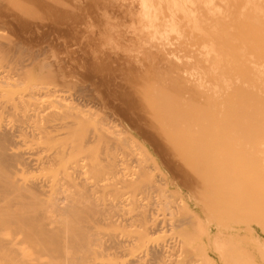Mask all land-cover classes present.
Instances as JSON below:
<instances>
[{
  "label": "rangeland",
  "instance_id": "374dc122",
  "mask_svg": "<svg viewBox=\"0 0 264 264\" xmlns=\"http://www.w3.org/2000/svg\"><path fill=\"white\" fill-rule=\"evenodd\" d=\"M57 1L22 0L21 2L19 0V3H22L19 4L16 0H0V4L6 2L5 5L3 3L1 6L2 11L0 13V43H3L0 46V50L2 49L0 51V79L5 76L12 77L11 81H9L10 79L6 80V86L5 79L8 78L5 77L2 80L4 84L0 82V121L7 124L11 123L10 125L19 124L23 126V131L17 138L18 149L34 153L37 148L38 151L33 154L32 158L42 159L47 154L60 152L57 165L48 168V170H42L41 167L33 168L34 170L29 168V170L28 167L25 169L22 166H18V169H11L9 174H12L8 181L14 182L12 186L15 188L10 190L12 192L6 191L8 195H0V197L2 196L0 198V264H130L143 255V250L145 252L152 245L168 242H175V248L170 249V254L168 253L166 257L155 264H264V199L257 201L253 198L254 193L253 197L245 196L248 195V191L245 189L254 191L258 187L264 191V184L255 183L258 180V175L253 168L254 162L248 161L246 163L244 161L242 157L245 155L237 151L227 134L215 135L206 129V125L220 127L219 121L222 122L223 120L224 123L226 119V121L234 119L232 116L237 114L235 110L237 107L235 106L234 109L225 105L223 109L229 110L230 115L226 116L228 113L222 109L223 113L221 117H218L207 105L193 104L190 108L188 104H185V107L181 96L173 97L172 100L167 96V87L171 85L169 83L171 76H175V85H200L201 83L196 82L198 77L207 74L210 80L203 85H232L228 91L231 94L228 99L229 104L236 101L241 103L237 106L251 107L249 101L253 102L256 97V104L264 107V0H146V4H144L145 18L147 19V26L144 29L145 37L140 39V36L137 37L134 32L128 34L129 40L114 35L117 38L116 41H119L120 45H124L122 49L114 51L116 54H113L112 50L103 48L99 43L102 42L101 40L91 39L89 41L90 39H87L86 35L84 39L87 41L83 39L82 41L86 44L89 43V48L85 46L87 49L85 48L84 53L79 50L83 42L76 45V42L81 41V39H77L76 42L73 41L74 44L69 40L72 48L70 47L67 52L72 50L71 56L80 54L81 57L83 55L81 59H84L82 61L86 64L82 69L77 66H75L77 69L68 66V53L66 52L67 54L64 55L61 53L63 41H55V39L50 38H41L42 40H40L38 36H31L28 33L29 28L35 25L33 22L39 16V12H46L48 14L46 17L51 21L60 19L61 12L53 8V6L58 5ZM117 1L123 7L120 11L140 5L138 1ZM143 1L145 2V0ZM94 10L95 8L89 6H75L71 9L70 16L62 18L61 22L71 24L74 21L80 24L81 28L89 22L99 24L98 17L95 18V14L91 12ZM85 11L91 12L89 15L93 16L88 17L86 15L87 17H85V15L80 14ZM171 19L172 22H175V30L184 37L178 40L182 44H188L187 38L191 37V40L196 42V48L201 49L202 45L198 38L206 33L207 40L215 47L218 48L219 45H222L232 48L237 44L238 49L230 51L227 56L212 49L208 54L210 62L207 64L210 65L212 61L213 63L217 62L216 67H202L200 74H186L183 69L189 65L184 63L177 65L176 61L175 70H172L170 60L166 57L167 49L161 44L165 42V38L157 41L151 34L157 24L160 23L166 28L164 31L170 33L171 24H173ZM135 20L125 18L123 23L130 26L135 23ZM194 26L198 29L195 30ZM92 44L94 45L92 46ZM134 47H136V51H133ZM152 50L153 52H151ZM162 51L165 53L163 54ZM34 52L36 57L33 58ZM158 53L165 55L166 59L164 56L163 59L166 61L162 60V57L160 59L162 54L159 55ZM156 55H159V59ZM137 56L139 57L137 58ZM31 57L35 60L32 59L29 65L28 59ZM155 60L161 61V65L165 64L163 68L166 67L168 72H162L164 69L162 70V66L157 64L158 61L157 63L154 62ZM140 61L143 62L142 67ZM23 64H26L25 68H22ZM157 65L162 70L161 72ZM19 67V73H17ZM14 69H16L15 74ZM16 73L17 76L15 77ZM213 73L220 75L221 80L215 79ZM160 75H162L164 83L166 82L165 84L163 81L160 82ZM34 85L47 87L48 90L54 88L56 90H53L57 92L58 89H62L63 91L59 90L61 93L66 90L67 96L59 95L60 92H56L57 94L55 93L54 96L44 95L45 92L42 93V91L47 89H37L36 91V89L33 90ZM156 89H158L157 92ZM110 90L118 91L121 96L116 93L112 99ZM248 90L252 92L253 100ZM238 91L241 92V96L238 95L240 93ZM34 92L36 94L41 92L43 95L40 93L41 96L37 97ZM158 92L162 95L157 94ZM200 94H203L204 98L207 97L206 91H200L198 95ZM76 95H78L80 102L74 99ZM55 96L70 98H67L68 102L59 105V99L64 98L60 97L58 101H55ZM21 97L23 98L21 99ZM160 97L163 98V103H161L162 98L160 100ZM55 99L57 100V97ZM174 99L181 101V103L179 102L181 105L178 104L181 107V110L179 108L181 112L176 107V114H174L175 117L172 116L174 120L172 121V117L169 115L171 111L166 109H170V101ZM259 99L261 102L263 101L262 104L261 102L260 104L257 103ZM255 101L251 104H255ZM162 105L168 107L165 109ZM41 107H47L49 110L52 108L54 113L49 111L52 115H47L48 118L33 116L34 111ZM135 107L138 109L135 110ZM55 108L59 109V113L54 111ZM159 108H164L169 113L164 115ZM130 110L134 114L131 115ZM18 114L22 115L23 122L19 120ZM141 117L149 122L150 128L145 129V127L136 124L137 118L140 119ZM44 118L46 123L43 121ZM66 120L71 123L75 122L70 127L71 129L67 128L66 132L64 131L66 127H59L58 130L51 132L52 135L50 133L48 135L43 134L44 132L39 133L48 123L51 126L59 125L62 122L68 123ZM232 122L230 121L229 125H233ZM225 124L228 125V122L224 123V128ZM229 125L226 126L227 132L231 130ZM248 129L249 127L246 126L245 130L248 131ZM32 130L34 133H31ZM174 133L175 139L173 138ZM117 134L128 144L120 143ZM163 134L165 135L163 138L168 140L169 158L173 160L178 158L177 164L184 171L188 172L189 170V177L181 179L177 173L169 170L167 162L158 149L154 147L152 138L163 139ZM177 135L182 136L179 138L181 143L178 141L179 136ZM199 135L203 138L204 149L198 155H193L191 146H193V142L195 143V139L199 138ZM225 140L228 141L227 144L223 143ZM62 148L64 151L67 148V152H64ZM61 151L65 154L62 155V158ZM76 157L78 161H81L79 162L80 167L84 166L80 170H85L82 172V175L84 174L81 175L82 179L71 175V169L76 166ZM158 160L161 169L156 167ZM80 167L78 166V168ZM159 170L167 175L168 181H165L164 185L161 183V185L156 186L154 181L156 178L159 179ZM61 175H64L73 193L87 191L89 196L94 195L91 199L96 197L95 199L102 203H118L113 212L108 214L82 213L80 215L84 218L87 216L86 223L89 227L91 226V232L95 235L92 237L95 243L92 244V241L89 247L85 245L89 249L87 251L86 248L81 247L82 245L69 241L70 245L68 242L65 248L63 246L64 251H66L64 252L61 246L63 242L67 243L65 241L67 240L65 238L67 233L57 222V216L49 210L48 196L43 193L38 195L29 193L30 195H28V191H24V194L20 192V190L23 191L21 186L24 187L35 180H42L49 189L53 188ZM0 182L5 183L4 179L3 181L0 179ZM251 182L253 184L249 185ZM150 183L155 186L153 187ZM174 188L176 190H172ZM161 190L171 195L169 197V194L165 193L168 199L174 197L169 200L171 202L174 200L175 204H170V202L168 209L160 204L162 201H159L160 198L163 199L162 196L165 195L163 192L160 193ZM166 195L165 198H167ZM149 200H154V203L152 204ZM155 200L159 201L157 203L160 205L155 204ZM38 201H40L39 204ZM133 201H137L138 204L140 201L145 202V204L141 203L142 206L150 203L147 205L148 218L143 217L142 208L134 206ZM151 205L153 208L150 210ZM20 206L22 207L20 208ZM34 206L36 209L33 210ZM43 210H45L44 213L41 212ZM34 212L35 214L36 212L40 215L43 214L42 217H44L41 226L34 229L30 227L29 229L28 224L23 225L20 215L32 216ZM195 212L199 213L205 221L206 232L197 227L193 216ZM123 218H131V220L133 218L134 220L131 223L130 220L126 222ZM174 218L175 220L172 222ZM169 219L172 220L168 223L166 220L169 221ZM156 220H161L163 223L165 221L166 225L163 224L157 228L154 226ZM151 227H155L152 229L153 231L150 230ZM51 228L56 230L54 233L59 230L58 235L64 233L60 235L62 239L59 238L63 241H60L61 246L60 243L58 245L61 248L57 246V242L54 244L52 240H48L50 237H47V234L53 231ZM207 229L211 230L212 233L218 231L221 237L225 239L227 247L223 252L219 253L212 245L210 238L213 237V234L211 231L208 233ZM91 232L89 230V234H92ZM201 232L204 235L201 236ZM219 233L216 232L215 234ZM228 235H231V240L239 243L237 242L236 245L230 243ZM62 253L66 254L63 255ZM81 254L83 256L86 254L84 259ZM166 258L170 260L164 262ZM171 258L173 259L171 260ZM188 258L191 260L188 261Z\"/></svg>",
  "mask_w": 264,
  "mask_h": 264
},
{
  "label": "bare ground",
  "instance_id": "6f19581e",
  "mask_svg": "<svg viewBox=\"0 0 264 264\" xmlns=\"http://www.w3.org/2000/svg\"><path fill=\"white\" fill-rule=\"evenodd\" d=\"M7 1V0H6ZM135 1H138L139 2V6L138 7H135V8H133V7H130V8H127V5H126V10H124V11H120V9H123V7L121 6V4L119 5L118 4V1L117 0H104V1H101V0H58L57 2H58V5H56V6H53V8L55 9V10H59L60 12H61V15H60V19H58V20H53V21H51V20H49L46 16L48 15L46 12H39V18L37 17L36 18V20L38 21V22H33L35 25H33V26H31V28H29V30H28V33L31 35V36H38L39 38H40V40H42L41 38H43V39H55V41L56 40H61V41H63V45L61 46L62 48H61V53L64 55V54H67L68 53V59H67V61H68V66L69 67H71V68H76L75 66H77V67H81L80 69H82V67H85V62L84 61H82V60H84V59H81L82 57H83V55L80 57V54H76L75 56H71V52H72V50H71V52H67V50H69V48L71 47L72 48V46H71V44H70V41L74 44V42L73 41H75L76 42V40L77 39H81V41H79V42H76V45L77 44H79L80 45V43L81 42H83L82 41V39L83 40H85V41H87V39L89 38L90 40L89 41H91V39L93 40V39H95V40H101L102 42H99L102 46H103V48L105 47V49H108V50H112V52H113V54H116V53H114V51L116 52L117 50H120V49H122L123 48V46L122 45H120L118 42L119 41H116L117 40V38L114 36V35H119V37H122V38H124V39H126V40H129L130 38L128 37V34H131L132 32H134L135 34H136V36L137 37H139L140 39H143L144 37H145V35H144V29L146 28V26H147V19L145 18V16H146V13H145V11H144V4H146V0H145V2L143 1L142 2V0H132L131 2H135ZM16 2H18L19 3V0H16ZM21 2H22V0H21ZM4 3V5L6 4V2H3ZM3 3H1L0 4V13H1V11H2V8H1V6H3ZM18 3H16V4H18ZM14 4V3H13ZM19 4H22V3H19ZM17 6V5H16ZM15 6V7H16ZM75 6H79V7H83V6H89V7H92V8H95V10L94 11H91L92 12V14H95V18H97L98 17V22H99V24H95V23H93V22H89V23H87L85 26H83V28H81V25L80 24H78L77 22H74V21H72V23L70 24V23H68V24H65V23H67V22H61V19L62 18H65L66 16H70V14H71V9L72 8H74ZM8 7V6H7ZM39 7H43V6H39ZM39 7H37V8H39ZM9 8V7H8ZM17 8V7H16ZM45 8V7H44ZM114 9H117V10H114ZM125 9V8H124ZM236 10V9H235ZM35 11V10H34ZM90 12V13H91ZM88 11H85V12H83V14L82 13H80L81 15H85V17H92L91 15H89L90 14ZM58 15V14H57ZM80 15V16H81ZM87 15V16H86ZM251 16V15H250ZM83 17V16H82ZM125 18H129V19H136L135 20V23H133L132 25H130V26H128V24H124L123 23V19H125ZM173 20L171 19V22H172ZM71 22V21H70ZM173 24H171V28H170V33H166L164 30H166V28H164V26H163V24H157V27L154 29V31L151 33L152 34V36H153V38L154 39H156L157 41L158 40H160V39H162V38H165V42L164 43H161L162 44V46H165L166 47V49H167V51H166V57H167V59H169L170 61H169V63H171L170 65H171V69L172 70H175V61H176V64L177 65H179V64H187V65H189L188 67H186V68H184L183 69V71L186 73V74H188V73H192V74H200V72H201V68L203 67V68H205V67H210V66H215L216 67V64H217V62H216V60H215V62L216 63H213V61H212V63L209 65V64H207V62L209 63L210 62V60H209V58H208V54L211 52V50L212 49H214L215 50V52H218L219 54H221V55H226L227 56V54L230 52V51H235V50H237L238 49V45L237 44H235L232 48L230 47V48H228L227 46H222V45H219V47L217 48V47H215L211 42H209V40H207V38H206V33H203L202 35H201V37L200 38H198V41L201 43V45H202V48L201 49H197L196 48V42L195 41H193V39L191 40V37L190 38H187V40H188V44H182L181 42H179L178 40H180V39H182V38H184L183 36H181L176 30H175V22H172ZM2 25V24H1ZM2 27V26H1ZM194 29L195 30H197L198 28L197 27H195L194 26ZM6 30V29H5ZM104 30V31H103ZM5 33V32H4ZM87 36V39H84V36ZM2 37V36H1ZM188 37V36H187ZM139 39V40H140ZM8 40L10 41V39L8 38ZM70 40V41H69ZM241 40V39H240ZM5 41V40H4ZM54 41V42H55ZM61 41H60V43H61ZM69 41V42H68ZM88 41V42H89ZM235 41V40H234ZM236 42V41H235ZM237 42H239V41H237ZM8 43V42H7ZM58 43H59V41H58ZM1 45L0 46H2V42L0 43ZM199 44V43H198ZM58 45V44H57ZM65 45V46H64ZM94 44H92V46H93ZM82 46V47H81ZM81 46H80V51H82V53H84V50H85V48L86 47H88L89 48V43H81ZM86 46V47H85ZM213 47H215V48H213ZM1 48V47H0ZM4 48V47H3ZM83 48V49H82ZM90 48H91V45H90ZM136 47H134L133 48V51H136V49H135ZM74 49V48H73ZM77 49H78V47H77ZM76 49V51H79V50H77ZM87 49V48H86ZM115 49V50H114ZM156 50H159V49H156ZM0 51H2V49L0 50ZM42 51V50H41ZM101 51V50H100ZM128 51V50H127ZM36 52V54H37V51H35ZM35 52L33 53V55L35 54ZM67 52V53H66ZM151 52H153V50L151 51ZM159 52V51H158ZM163 52V51H162ZM214 52V51H213ZM1 53V52H0ZM38 53H39V51H38ZM77 53V52H76ZM81 53V52H80ZM81 53V54H82ZM125 54H126V52H124ZM165 52H163V54H164ZM36 54L33 56V58L34 57H36ZM73 54V53H72ZM140 54V53H139ZM156 54H157V52H156ZM159 54V53H158ZM162 53H160L159 55H161ZM161 55L160 56V59H161V57H162V60H164V61H166L165 59H166V57H165V55ZM71 57H70V56ZM159 55H156V57L158 56V59H159ZM229 55V54H228ZM39 56V55H38ZM105 56V55H104ZM131 56V55H130ZM163 56H164V58L165 59H163ZM132 57V56H131ZM139 56H137V58H138ZM151 57H152V55H151ZM207 57V58H206ZM232 57V56H231ZM32 57L31 58H29L28 60H29V65H30V62H31V60L33 59ZM227 58V57H226ZM149 59H151V58H149ZM156 59V58H155ZM232 59H235V58H232ZM27 60V61H28ZM33 60H35V59H33ZM220 60V59H219ZM224 60V59H223ZM228 60V59H227ZM226 60V61H227ZM136 61V60H135ZM150 61V60H149ZM157 61L159 62V63H157ZM155 60L154 62H156L159 66H162L161 67V69L163 70H160V67H159V70H160V72L162 71V72H164V71H166L167 69H165V68H163V66L165 65H161L160 64V62L161 61H159V60ZM217 61H218V59H217ZM234 61V60H233ZM26 62V61H25ZM141 62V61H140ZM28 63H27V66H28ZM132 63V62H131ZM152 63V62H151ZM155 63V64H156ZM21 64V63H20ZM134 64H135V62H134ZM226 64V63H225ZM230 64V63H229ZM24 65V64H23ZM22 65V68H25V65L23 66ZM139 65V64H138ZM140 65H141V67L143 66V62H141L140 63ZM150 65V64H149ZM154 65V64H153ZM151 66H152V64H151ZM219 66V65H218ZM227 66V65H226ZM232 66V65H231ZM139 67V66H138ZM140 67V68H141ZM154 67V66H153ZM156 67V66H155ZM234 67H235V65H234ZM19 69H20V67L18 68V72L17 73H19ZM70 69V68H69ZM77 69V68H76ZM84 69V68H83ZM86 69V68H85ZM157 69V68H156ZM210 69V68H209ZM214 69H216V68H214ZM217 69H220V68H217ZM236 69H238V68H236ZM143 70V69H142ZM141 70V71H142ZM15 72H16V69H14V74H15ZM21 72V71H20ZM166 72H168V71H166ZM213 72V71H212ZM220 72V71H219ZM17 73H16V75H15V77L17 76ZM213 74H215V79H217L218 81L219 80H221V77H220V75H216V73H213ZM212 74V75H213ZM20 75V74H19ZM18 75V76H19ZM163 75V74H162ZM162 75H160L161 76V80H160V82L161 81H163V77H162ZM222 75V74H221ZM227 75V74H226ZM144 76H145V78H146V74L144 73ZM3 77V76H2ZM6 77V76H5ZM4 77V78H5ZM165 77V76H164ZM214 77V76H213ZM4 78H2V79H0L1 81L0 82H3V84H4V81H2V80H4ZM6 78H8V79H5V86H6V80H9V81H11L12 80V77L10 76H8V77H6ZM142 78V77H141ZM171 79H169V83L171 84V85H168V87H167V90H168V92H167V96L169 97V98H171V100H172V98L174 97V98H177V96L178 97H180L181 96V100L183 101L182 103H184L183 105H185V104H188L189 106H190V108L192 107V105L193 104H199V105H201V104H204V105H207L208 106V108L212 111V112H214V113H216V115L218 116V117H221V115H222V109H223V107L225 106V105H229L230 107H232V108H234L235 109V106L237 107L235 110H236V113L237 114H235V115H231L232 117H234V119H232V117H230L232 120H233V122H232V120H229V121H224V123H227L228 122V125L230 124L229 122L231 121L232 123H233V125H229V126H231L230 128H231V130H230V132H227V130H226V126H228L227 124H225L226 126H225V128L223 127L224 126V123H223V120H222V122L221 121H219L220 122V127L218 126V127H216V125H215V127H211V126H214V125H206V129L207 130H209V131H212L215 135H224V134H227L228 136H229V139H230V141L232 142V144L236 147V149H237V151H239V152H241V153H243L245 156L244 157H242L243 159H244V161L247 163L248 161H252V163L254 162V170L257 172V178H258V180L255 182V183H261V184H264V107H262L261 105V107L258 105V104H256V97H255V95H254V97H255V104H251V103H253L252 101L250 102L249 101V104L251 105V107L249 106V107H244L243 108V106H237V105H239V104H241V103H237L236 101H232L230 104H229V97H231L230 95L231 94H229V89L231 88V86L232 85H203V84H206L209 80H210V77H209V75H207V74H205V75H203V76H200V77H198V79H197V81L196 82H198V83H201L200 85H175V80H174V78H175V76L173 75V76H171L170 77ZM173 78V79H172ZM178 79V78H177ZM177 79H176V81H177ZM214 79V80H215ZM15 80V79H14ZM146 80H147V78H146ZM167 81V80H166ZM178 82H180L179 80H178ZM210 82H212V81H210ZM241 82V81H240ZM8 83V82H7ZM10 83V82H9ZM163 83H164V81H163ZM166 83V82H165ZM164 83V84H165ZM194 83V82H193ZM192 83V84H193ZM2 84V85H3ZM12 84V83H11ZM11 84H8V85H11ZM145 84H147V83H145ZM195 84V83H194ZM167 86V85H166ZM165 86V87H166ZM264 87V86H263ZM44 88H46L47 89V87H44V86H38V85H34V87H33V90H35L36 89V91H37V89L38 90H40V89H44ZM49 89V88H48ZM46 90V91H42V93L43 92H45V93H43L44 95H55V93L57 92V91H54V90H56V89H51V90ZM250 89V88H249ZM53 90V91H52ZM60 89H58V92H60L59 91ZM238 90V89H237ZM240 90V89H239ZM63 91V90H62ZM65 92L63 93H61L60 92V94L59 95H66V90H64ZM79 91V90H78ZM109 91V90H108ZM158 91V89H156V92ZM200 91L202 92V91H206L207 92V97H203L204 95L203 94H200V95H198L199 93H200ZM241 91V90H240ZM240 91H238V92H240ZM249 91V90H248ZM259 91V90H258ZM57 92V93H58ZM75 92H77V91H75ZM80 92V91H79ZM161 92H162V90H161ZM250 92V91H249ZM35 93V92H34ZM41 92H39V94H38V92H37V94H36V96L38 97V96H41V94H40ZM56 93V94H57ZM116 93H119L118 91L116 92V91H111L110 90V94L113 96V97H111L110 96V94H109V97H111L112 99H114V95L116 94ZM251 94H250V96L252 95V92H250ZM259 94H260V92H258ZM262 93V92H261ZM42 94V95H43ZM157 94H159V92L157 93ZM118 95V94H117ZM119 95H120V93H119ZM159 95H162L161 93L159 94ZM196 95H198V96H196ZM234 95V94H233ZM237 95V94H236ZM238 95H242L241 94V92L240 93H238ZM237 95V96H238ZM67 96V95H66ZM65 96V97H66ZM70 96V95H69ZM121 96V95H120ZM153 96V95H152ZM156 96V95H155ZM55 97H57V100L55 99ZM54 97V100L55 101H58V99L60 98V97H62V98H64V99H59L60 101H58V104L59 105H62V104H64L65 102H68V100H67V98H70V97H67V98H65V97H63V96H55ZM73 97V96H72ZM239 97V96H238ZM249 97V96H248ZM23 97H21V99H22ZM110 98V99H111ZM118 98V97H117ZM156 98H158L159 99V97H156ZM161 98L162 97H160V100H161ZM235 98H236V96H235ZM240 98V97H239ZM251 98H252V100L254 99L253 98V96H251ZM75 100L77 99L78 100V95H76L75 96V98H74ZM80 99V98H79ZM120 99V98H119ZM249 99H250V97H249ZM262 99V98H261ZM76 100V101H77ZM116 100V99H115ZM114 100V101H115ZM160 100H158L159 102H160ZM177 100V99H176ZM179 100V99H178ZM175 101V99L173 100V101H170V103H171V105H170V109H166L168 106L166 105L165 107H164V105H162L166 110H170L171 112L169 113V112H166L165 110H164V108L163 109H161V108H159L160 109V111H161V113H164V115L165 114H167V113H169V115H171L170 117H172V116H174V114H176V107H178L177 109L179 110V108H180V110H181V107H179L181 104V101L179 100V101ZM243 100V99H242ZM251 100V99H250ZM79 102H80V100H78ZM117 101V100H116ZM119 101V100H118ZM264 101V100H263ZM262 101V102H263ZM21 102V101H20ZM180 102V103H179ZM245 102H246V98H245ZM260 102H261V100L259 99V101H257V103H259L260 104ZM262 102H261V104H262ZM57 103V102H56ZM75 103V102H74ZM161 103H163V98H162V100H161ZM67 104V103H66ZM78 104V103H77ZM178 104H180L179 106H178ZM243 104H245V106H248L249 104H248V102H247V104L246 103H243ZM253 105H254V108H252L253 107ZM65 106V105H64ZM77 106H79V105H77ZM133 106V105H132ZM161 106V105H160ZM22 107V106H21ZM72 107V106H71ZM74 107V106H73ZM75 107H76V105H75ZM185 107H186V105H185ZM57 108V107H56ZM54 109V111L56 110V111H58L60 108H59V106H58V108L59 109ZM79 108V107H78ZM8 109V108H7ZM36 109V108H35ZM52 109V108H51ZM49 110L47 107H41V108H37L35 111H34V115L33 116H40V118H42L43 116H45V117H47L48 118V116L47 115H52V113H54L52 110ZM76 109V108H75ZM80 109V108H79ZM136 109H138V108H136L135 107V110ZM185 109V108H184ZM6 110V109H5ZM179 110V112H181ZM223 110H227V109H223ZM31 111V110H30ZM49 111H52V113L50 112L49 113ZM63 111V110H62ZM72 111V110H71ZM173 111V112H172ZM224 111V112H225ZM24 112V111H23ZM22 112V113H23ZM28 112V111H27ZM130 113H131V115L132 114H134V112L132 111V110H130L129 111ZM138 112V111H137ZM140 112V111H139ZM229 112V110L228 111H226V113H228ZM58 113H59V111H58ZM62 113H64V111L62 112ZM76 113V112H75ZM232 113H235L234 111H232ZM29 114H31V113H29ZM33 114V113H32ZM31 114V115H32ZM56 114V113H55ZM73 114V113H72ZM92 114V113H91ZM19 115V114H18ZM78 115V114H77ZM79 115H80V113H79ZM227 115H230L229 113L228 114H226V116ZM20 116V115H19ZM18 116V117H19ZM22 116V115H21ZM21 116H20V121H22L23 122V120H22V118H21ZM23 116L25 117V115L23 114ZM26 116H27V113H26ZM42 116V117H41ZM53 116H54V114H53ZM56 116V115H55ZM60 116V115H59ZM59 116H58V118H59ZM64 116V115H63ZM114 116V115H113ZM139 116V115H138ZM168 116V115H167ZM16 117H17V115H16ZM34 117V118H35ZM65 117V116H64ZM175 117V116H174ZM217 117V118H218ZM115 118V117H114ZM227 118H229V117H227ZM2 119V118H1ZM18 119V118H17ZM60 119V118H59ZM108 119H109V117H108ZM177 119V118H176ZM182 119V118H181ZM239 119H241V120H239ZM45 120V118L43 119V121ZM68 120H69V118H68ZM102 120V119H101ZM67 121V120H66ZM65 121V122H66ZM78 121V120H77ZM172 121H174L173 120V117H172ZM45 122V121H44ZM47 122V121H46ZM45 122V123H46ZM68 123H61V124H59V125H52L51 126V124H47V125H45V127L46 126H48V128H45V127H43L42 129L41 128H39V129H41V131H39V133L40 132H44L43 134H46V135H48V133H50V135H52L51 134V132H53V131H55V130H58L59 129V127H61V128H63V127H66V130H64L65 132L67 131V128H70L74 123H71L70 121H67ZM79 122V121H78ZM113 122V121H112ZM136 122V124L137 125H139L140 127H145V129H147V128H150V125H149V122L147 121V120H145L144 118H140V119H138L137 118V120L135 121ZM168 122H170V121H168ZM171 123H175V122H171ZM180 123V122H179ZM178 123V124H179ZM189 123V122H188ZM231 123V124H232ZM11 124V123H10ZM9 123L7 124V123H3V121L1 122L0 121V179L3 181V179H4V182L5 183H1L0 182V195L1 194H3V195H6L7 193H6V191L8 192H12V191H10V190H12L13 188H15V187H13L12 185H14V182L13 183H11L10 181H8V179H9V177L11 176V174H9L10 173V171H11V169L12 168H15V169H18V166H22L23 168H27L28 167V169L29 168H37V167H41V169L43 170V169H47L48 170V168H52V167H54L55 165H57V163H58V154H60V152L59 151H56V152H54V153H51V154H45L46 156L45 157H43L42 159H34V157L32 158V156H33V154H36L37 152L36 151H38L37 150V148H36V151L33 153L32 151H28V150H20V149H18V139L17 138H19V136H20V133L23 131V126L22 125H19V124H14V125H10ZM36 126V125H35ZM41 126V125H40ZM246 126H247V128L249 127V129H248V131H250V132H248V131H246L245 130V128H246ZM25 128V127H24ZM30 128H31V126H30ZM38 128V127H37ZM36 128V129H37ZM190 128V127H189ZM35 129V128H34ZM38 129V130H39ZM71 129V128H70ZM69 129V130H70ZM26 131H27V129H25ZM239 130V131H238ZM33 132V130L31 131V133ZM62 132V131H61ZM69 132V131H68ZM28 133H29V131H28ZM31 133H29V134H31ZM34 133V132H33ZM37 134V133H36ZM36 134H35V137H36ZM42 134V135H43ZM56 134V133H55ZM119 134V133H118ZM118 134H117V136H118ZM39 136H40V134H38ZM42 135H41V138H42ZM120 135H122V134H120ZM175 135V133L173 134V136ZM32 136H33V134H32ZM177 136H179L178 137V141L180 140L179 138L180 137H182V136H180V135H177ZM43 137H44V135H43ZM47 137V136H46ZM163 137H165V135L163 134L162 135V138ZM118 138H119V140H120V143H122V144H124V145H126V144H128L124 139H121L122 137L121 136H118ZM174 139H175V136L173 137ZM220 138V137H219ZM39 139H40V137H39ZM202 136H200L199 135V138H196L195 139V143L193 142V146H191V148H193V155H198V153L199 152H202V150L204 149V145H203V143H202ZM152 140L154 141V143H153V145H154V147H156L157 149H158V151L161 153V155H162V157L164 158V160L167 162V164H168V167H169V170L171 169L172 171H174L175 173H177V175H179L180 177H181V179H183V178H185V177H189V175L188 174H190L189 173V170H188V172L187 171H184V169L182 168V167H180L177 163V160H178V158H177V160H173V159H170L169 157V148H168V144H167V141L168 140H166V139H160V138H158V137H153L152 138ZM228 140V139H227ZM177 142V141H176ZM180 143H181V141H179ZM224 144H227L228 143V141H224L223 142ZM178 144V143H177ZM65 146V145H64ZM185 146V145H184ZM63 147V146H62ZM232 149V148H231ZM59 150H60V148H59ZM62 150H63V148H62ZM34 151V150H33ZM40 151V150H39ZM64 151V150H63ZM63 151H61L62 152V154H61V158H62V155L64 156L65 154H63ZM59 152V153H58ZM64 152H67V148H65V151ZM37 158V157H36ZM60 158V157H59ZM60 158V159H61ZM81 158V157H80ZM64 159V158H63ZM76 160H75V167H73L71 170H72V172H71V175L73 176V177H76V176H78V178H80V179H82L81 178V175H82V172H84V171H80L82 168L80 167V164H79V162H81V161H78L77 159V157L75 158ZM82 159V158H81ZM161 159V158H160ZM34 160H36V161H34ZM74 161V160H73ZM72 161V162H73ZM70 163V162H69ZM162 163V162H161ZM61 164V163H60ZM79 164V165H78ZM85 164V163H84ZM155 164V163H154ZM67 165V164H66ZM73 165V164H72ZM80 167V168H78V166ZM160 162H159V160H158V162L156 163V167L158 168H160ZM152 166V165H151ZM154 166V165H153ZM167 166V165H166ZM33 169V170H34ZM40 169V170H41ZM67 169V168H66ZM161 169V168H160ZM185 169H187V168H185ZM30 170V169H29ZM32 170V171H33ZM39 170V169H38ZM158 170V169H157ZM18 171V170H17ZM37 171V170H36ZM52 171V170H51ZM29 172V171H28ZM159 172H160V176H159V179H155L156 181H154L155 182V184H156V186L157 185H161V183H163V185H164V182L166 181H168V178H167V175L165 174V173H163L161 170H159ZM86 174V173H85ZM75 175V176H74ZM84 175V174H83ZM82 175V176H83ZM161 175H162V177H161ZM160 177H161V179H160ZM165 179V180H164ZM15 181V180H14ZM31 181V180H30ZM196 181H197V179H196ZM200 181V180H199ZM153 182V183H154ZM171 182V181H170ZM10 183V184H9ZM17 183V182H16ZM200 183H201V181H200ZM27 184V183H26ZM196 184V183H195ZM194 184V185H195ZM202 184V183H201ZM253 183L251 182L249 185H252ZM16 185V184H15ZM70 184L66 181V179L64 178V175H61V177L59 178V179H57L56 180V182H55V186L53 187V188H48L46 185H45V182L44 181H31V182H29L27 185H25L24 187L23 186H21L22 187V189H23V191H21L20 190V192L21 193H25L24 191H28L27 193H28V195H30L29 193H31L32 195L34 194V195H38V194H46L47 196H48V198H49V205H48V208H50L49 210L50 211H52L54 214H55V216H57V219H58V221L57 222H59V224H60V227L61 228H63L62 230L65 232V233H67V236L65 237L67 240H65L67 243L65 244V242H63L62 240H60L59 238L61 237L60 235H62V234H64V233H62V234H60V235H58L59 234V230H58V234L57 233H54L55 231H54V229H52L51 231H52V233H49V232H51V231H49L48 233L49 234H47V237L49 236L50 237V239L48 238V240H52V242L54 243V244H56V242H57V246L59 245V243H60V246H61V242H63V244H62V248L60 247V246H58L59 248H61L63 251H64V249H63V246H64V248L66 247L65 245H67L68 244V242L70 241L71 243H75V244H79V245H82L81 247L83 248H86V246H91V243H92V241H93V243L92 244H94L95 242H94V240H93V236H95V235H93L94 233H92L91 232V226L89 227L88 225H87V216L84 218L83 216L81 217L80 215L82 214V213H87V214H92L93 213V215H94V213L95 214H105V213H111V212H113V209L115 208V207H117L118 206V203H116V202H109V203H102V202H100V201H98L97 199H91V197L93 198V196H89V193L87 192V191H78L77 193H73V190H72V188L69 186ZM150 185H152L153 186V184H151L150 183ZM149 185V186H150ZM12 186V187H11ZM155 186V185H154ZM153 186V187H154ZM17 187V186H16ZM19 187V186H18ZM11 188V189H10ZM9 189V190H8ZM163 190V189H162ZM161 190V194H162V191ZM172 190H176L175 188L174 189H172ZM245 190H247L248 191V195H245L246 197H253L254 195H253V193L255 194V196L253 197V198H255L257 201L258 200H262V199H264V191H263V189H261V188H258V187H256V189L254 190V191H251L250 189H245ZM170 191V190H169ZM4 192H5V194H4ZM164 193V192H163ZM166 193V192H165ZM164 193V194H165ZM11 194V193H10ZM167 194V193H166ZM165 194V195H166ZM169 194V193H168ZM167 194V195H168ZM173 194V193H172ZM8 195V194H7ZM14 195V194H13ZM27 195V196H28ZM165 195H163L162 197H163V199L165 198L164 196ZM166 195V197L167 198H165L164 200L162 199V198H160V200L159 201H161L160 202V204L162 205L163 204V207L164 206H166V208L168 209V206H169V203L171 202L170 200H172V199H168V196ZM21 196V195H20ZM25 196V195H24ZM89 196V197H88ZM171 195L169 194V197H170ZM2 197V196H1ZM0 197V198H1ZM12 197V196H11ZM23 197V196H22ZM29 197V196H28ZM27 197V198H28ZM36 197V196H35ZM6 198H8V197H6ZM13 198V197H12ZM19 198V197H18ZM17 198V199H18ZM21 198V197H20ZM2 200V199H1ZM9 200V199H8ZM33 200V199H32ZM37 200V199H36ZM43 200V199H42ZM44 200H46V199H44ZM255 200V201H256ZM13 201V200H12ZM138 201V200H137ZM137 201H133V203H134V206H136V207H140V208H142V211H143V213H142V215H143V217L146 219V218H148V215H147V213H148V207H147V205L149 204L150 205V203H146L147 205L146 206H142V204H145V202L144 203H142V201H140V204H138L137 203ZM159 201H156L155 200V204H159V203H157V202H159ZM8 202V201H7ZM21 202V201H20ZM34 202V201H33ZM39 202L40 201H38V204H39ZM118 202V201H117ZM149 202H151L152 204L154 203V200L153 201H150L149 200ZM11 203V202H10ZM142 203V204H141ZM172 203H174V200H173V202H171L170 204H172ZM6 204V203H5ZM35 204H36V202H35ZM34 204V205H35ZM42 204V203H41ZM77 204H79V205H77ZM159 204V205H160ZM175 204V203H174ZM30 205V204H29ZM6 206H8V205H6ZM33 206V205H32ZM36 206V205H35ZM34 206V208H33V210L34 209H36V207ZM9 207V206H8ZM22 206H20V208H21ZM27 207V206H26ZM171 207V206H170ZM173 207V206H172ZM10 208V207H9ZM18 208V207H17ZM38 208V207H37ZM151 208H153L152 207V205L149 207V209L151 210ZM7 209V208H6ZM14 209V208H13ZM45 209V208H44ZM47 209V208H46ZM171 209V208H170ZM9 210V209H8ZM24 210V209H23ZM29 210V209H28ZM40 210V209H39ZM38 210V211H39ZM12 211V210H11ZM32 211V210H31ZM37 211V210H36ZM44 211L45 210H43V211H41V212H43L44 213ZM24 213H26V212H24ZM46 213V212H45ZM191 213H193V212H191ZM2 214H3V212H2ZM17 214V213H16ZM22 214V213H21ZM35 214V212L33 213V215L32 216H27L26 215V217H24V216H21L20 215V217L22 218H20L19 217V219H21V221H22V223H23V225L25 226L26 224H28L29 225V229H30V227L32 228V229H34L35 227H39V226H41V223H42V219H43V217H42V215L43 214H38V212H36V214ZM47 214V213H46ZM13 215V214H12ZM29 215V214H28ZM192 215V214H191ZM50 216V215H49ZM190 216V215H189ZM193 216H194V221L197 223V227H200V228H202V229H204L205 230V232H206V226H205V224H204V220H203V218H202V216L199 214V213H197V212H195L194 214H193ZM24 217V218H23ZM7 218V217H6ZM17 218V217H16ZM50 218V217H49ZM125 218V217H124ZM123 218V219H124ZM86 219V220H85ZM4 220H5V218H4ZM126 220V222L127 221H129L130 220V222L132 223V221L134 220L133 218H132V220H131V218L130 219H128V218H126V219H124V221ZM172 220V219H171ZM171 220L169 219V221L168 220H166L168 223L169 222H171ZM175 220V218L172 220V222ZM7 221H8V218H7ZM15 221H16V219H15ZM21 221H18V222H21ZM25 223H24V222ZM161 221V220H160ZM157 221L156 220V222L154 223V226L155 227H160V226H162L163 224L164 225H166V223H165V221H164V223L161 221ZM54 222V221H53ZM21 223V224H22ZM61 223H62V225H61ZM54 224V223H53ZM58 224V225H59ZM175 224V223H174ZM181 224V223H180ZM179 224V225H180ZM183 224V223H182ZM27 225V226H28ZM173 225V223L171 224V226ZM176 225V224H175ZM19 226H20V224H19ZM42 226H44L43 224H42ZM55 226H57V225H55ZM64 226V227H63ZM48 227H49V225H48ZM57 227H59V226H57ZM155 227H151L150 228V230L151 231H153L152 229H154ZM175 227V226H174ZM25 228V227H24ZM28 228V227H27ZM26 228V229H27ZM44 228V227H43ZM43 228H41V229H43ZM173 228V227H172ZM31 229V230H32ZM37 229V228H36ZM50 229V228H49ZM201 229V230H202ZM39 230V229H38ZM89 230H90V232L92 233V234H89ZM196 230H198V229H196ZM208 230V233L211 231H209V229H207ZM48 231V230H47ZM32 233H33V231H31ZM34 232H35V230H34ZM38 232V231H37ZM41 232V231H40ZM46 232V231H45ZM204 232V233H205ZM219 233L218 231H214L213 233H212V231H211V233L213 234V237L212 238H210V240L212 241L211 243H213L212 245L213 246H215V249L219 252V253H221V252H223L224 251V249H225V247H227L226 246V242H225V239L223 238V237H221V234H220V236H219V234H215V233ZM193 233V232H192ZM197 233V232H196ZM195 233V234H196ZM36 234V233H35ZM39 234V233H38ZM41 234V233H40ZM56 234H57V236H59V237H57L56 236ZM96 234V233H95ZM202 232H201V236H202ZM206 234V233H205ZM215 234V235H214ZM223 234V233H222ZM44 235V234H43ZM148 234L146 233V236H147ZM192 235V234H191ZM204 235V234H203ZM208 235V234H207ZM211 235V234H210ZM35 236V235H34ZM44 236H46V235H44ZM97 236V235H96ZM209 236V235H208ZM229 236V235H228ZM40 237V236H39ZM39 237H38V239H39ZM47 237H46V240H47ZM230 238H228L229 239V241H231L230 243H232L233 245H236L237 244V242L234 240H231V235L229 236ZM258 237H259V235H258ZM35 238V237H34ZM57 238V239H56ZM97 238V237H96ZM95 238V239H96ZM202 238V237H201ZM222 238V239H221ZM36 239V238H35ZM42 239H44L43 237H42ZM42 239H41V241H42ZM56 239V240H55ZM58 239H59V242H58ZM61 239H62V237H61ZM63 239H64V237H63ZM193 239V238H192ZM203 239V238H202ZM228 239H226V241L228 240ZM55 240V241H54ZM238 240V239H237ZM6 241V240H5ZM37 241H39V240H37ZM61 241V242H60ZM75 241V242H74ZM173 241V240H172ZM175 241V240H174ZM229 241H227V242H229ZM7 242V241H6ZM5 242V243H6ZM70 242H69V245H70ZM77 242V243H76ZM193 242V241H192ZM4 243V246L6 245ZM85 243V244H84ZM194 243V242H193ZM196 243V242H195ZM239 243V242H238ZM74 244V245H75ZM201 244V243H200ZM229 244V243H228ZM74 245H73V247H74ZM86 245V246H85ZM196 245V244H195ZM230 245V244H229ZM228 245V246H229ZM56 246V245H55ZM231 246V245H230ZM79 247V246H78ZM80 247V248H81ZM149 247V246H148ZM53 248V247H52ZM67 248H69L68 246H67ZM173 248H175V242H168V243H163V244H159V245H152L151 247H149L145 252H144V250H143V255H141L138 259H136L135 261H133V262H131L130 264H155V263H157L159 260L161 261L162 260V258H164V257H166L167 255H168V253H169V251H170V249H173ZM204 248V247H203ZM55 250H56V248H54ZM73 249V248H72ZM75 249V248H74ZM197 249V248H196ZM214 249V248H213ZM214 249V250H215ZM57 250H58V248H57ZM78 250V249H77ZM82 250V249H81ZM87 250H89L88 248H86V251ZM62 251V252H63ZM70 251V250H69ZM72 251V250H71ZM70 251V252H71ZM64 252H66V251H64ZM84 252H85V249H84ZM192 252V251H191ZM75 253H76V251H75ZM83 253V252H82ZM87 253V252H86ZM63 254V253H62ZM64 254H66V253H64ZM63 254V255H64ZM68 255H69V253H67ZM170 254V253H169ZM70 255H72V253H70ZM82 255V254H81ZM86 255V254H85ZM84 255V256H85ZM175 255V254H174ZM205 255V254H204ZM67 256V255H66ZM65 256V257H66ZM83 255H82V258L84 257ZM171 256V255H170ZM192 256V255H191ZM69 257V256H68ZM72 257V256H71ZM80 257V256H79ZM172 257H174V256H172ZM73 258H74V255H73ZM72 258V259H73ZM84 259V258H83ZM169 258H166L165 260H164V262L166 261V260H168ZM173 258H171V260H172ZM175 259V258H174ZM71 260V259H70ZM75 260V259H74ZM170 260V259H169ZM191 260V259H190ZM189 260V258H188V261H190ZM204 260V259H203ZM205 260H206V258H205ZM207 260H208V256H207ZM80 261V260H79ZM81 262V261H80ZM25 263V262H24ZM67 263V262H66ZM77 263V262H76ZM72 264V263H71ZM253 264V263H252Z\"/></svg>",
  "mask_w": 264,
  "mask_h": 264
}]
</instances>
